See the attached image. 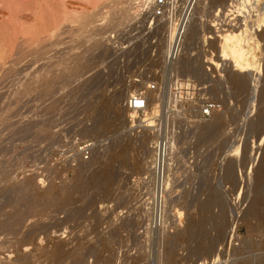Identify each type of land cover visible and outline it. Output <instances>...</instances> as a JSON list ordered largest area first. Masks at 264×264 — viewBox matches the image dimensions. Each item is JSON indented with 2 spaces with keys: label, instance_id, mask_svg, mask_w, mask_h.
<instances>
[{
  "label": "rangeland",
  "instance_id": "rangeland-1",
  "mask_svg": "<svg viewBox=\"0 0 264 264\" xmlns=\"http://www.w3.org/2000/svg\"><path fill=\"white\" fill-rule=\"evenodd\" d=\"M64 1L77 9L84 0ZM118 1L133 15L119 26L100 20L99 47L65 27L52 59H19L0 78L1 114L18 84L33 81L0 121V264H262L264 1L223 20L213 0H198L200 44L182 47L173 64L164 35L186 15L187 0H167L157 19L153 0ZM215 22L237 30L250 70L214 58ZM81 53L86 59L76 58ZM138 91L149 103V128L143 110L136 121L127 116V99ZM204 99L217 103L207 118ZM84 141L93 144L88 159L78 151ZM159 145L168 160L157 174L151 150Z\"/></svg>",
  "mask_w": 264,
  "mask_h": 264
},
{
  "label": "bare ground",
  "instance_id": "bare-ground-1",
  "mask_svg": "<svg viewBox=\"0 0 264 264\" xmlns=\"http://www.w3.org/2000/svg\"><path fill=\"white\" fill-rule=\"evenodd\" d=\"M211 1H210V3H211ZM262 1H264V0H262ZM196 2H198V0H187L186 1V3H188V7H187V9H184L185 11H183L184 13H186V15L185 16L181 15L180 20L175 24V28H173L172 25H171V27L169 26V29H167V32L164 35L165 43L170 45V42L172 41L173 37L178 33V31L182 27L183 32H182L181 38H180V40H181V48L183 47V49H187L188 46L190 44L194 43V42H197V44H200V37H199L200 36V32L202 33L204 31L205 25L199 23L200 18L198 19V15H195L196 12L192 11L194 5L196 4ZM250 2H251L250 0H222V2L217 1V3H216V0H213V4L211 5L210 8L212 9L213 12H215L214 14H217L216 17L220 13V15L222 14L223 16H225L224 17L225 19L223 18V20H226L227 16L229 17L230 14H232V15L234 14V13H231L233 11L232 9L236 10V7L238 9V6H240V5H243V6H240V7H243V8L249 7L250 6ZM255 2L257 4L258 1H255ZM66 4L67 3L64 0H0V78H3L4 76L6 78H8L10 76V73H12L14 68H16L14 66L16 64L17 65L19 64V59L20 60L21 59H52L51 55H50L51 51H53L54 48L58 45L62 34L66 33L67 29L65 30L64 29L65 27L66 28H70V30H71V27L73 29V26H75L77 28L76 30H72L74 32V33H72V35H73L72 37L77 36L75 38V40H77L79 38L80 39L82 38V39H84L86 41L91 40V41H93L95 47H99L100 46L99 45L100 44V40H101L100 38H101L102 34L104 33V31H102V29L99 28L98 22L100 20H105L106 21L108 19V21H106L108 25H110V26H119V25L123 24V22H126L124 20H127L128 17L130 18V17H132L131 15H133V14L130 13V12H132V11H130V7L125 2H122V1L120 2L118 0H116V1H112V0L111 1L110 0H108V1H105V0H84L83 3H80L76 7L77 9H68V6ZM253 4L251 5V7L254 6ZM191 5H192V8L190 7ZM167 6H168V2L166 0L164 14L162 15L163 17L166 15L165 11H166ZM186 6H185V8H186ZM151 7H152V3H151ZM189 7L191 9H189ZM251 7H250V9L248 8L250 10V12L253 11V10H251ZM259 7H261V5ZM104 8H106V11H103ZM107 8H108V10H107ZM207 8H206V10L210 9L209 7H207ZM254 8H255V6H254ZM118 9H119V13L117 12ZM152 9H153V7H152ZM254 10H256V9H254ZM243 11L245 12V10H243ZM237 12H239V11H237ZM242 12L240 11V13H242ZM187 13H188V15H187ZM247 13H249V12H247ZM209 14L211 15L212 13L209 12ZM242 15H244V14H242ZM251 15L253 16V14H251ZM162 16H161V18H162ZM259 16H258V18H259ZM219 17H221V16H219ZM219 17H217V18L219 19ZM152 18L153 19H155V18L157 19V18H160V17H154L153 16ZM238 18H239V15H238ZM187 19L189 20L188 21L189 22L188 25H187ZM242 19H243V17H242ZM223 20H221V21H223ZM237 20L238 19H236L235 21H237ZM240 20H241V18H240ZM243 20H246V19L244 18ZM249 21H248V24L250 23ZM225 22H228L227 24H229L228 20L225 21ZM231 22H232V20H231ZM242 22H244V21H242ZM242 22H241V24H242ZM208 23H210V22H208ZM219 24L220 23H218V25ZM237 24H235V25L237 26ZM248 24H247V21L244 23L245 28L243 29V31H241L243 36H245L246 33L249 31V30H247V27H248L247 25ZM218 25L216 23V25L213 26L216 33H215V35L213 34V36H212V39H214V40L211 39L213 41L212 42L213 45L215 44V49L213 48L214 49V56H215L214 58L219 59V61L217 60L218 62H220L221 60L224 61V63L225 62L227 63L228 61H231V62H233V65L235 67H239V68L242 67L243 70H245V71L246 70H250V66H252L253 63H251L249 61V57H248L249 56L248 55L249 52L247 51V49L245 50L242 46H240V42L237 41L238 37L236 38V35H235V31H237V30H235V31L231 30V31H234L232 33H231V31L228 32L231 29L230 28L231 26H229V29L228 30L226 29L227 32H226V30L221 31L219 29V27H221V26H218ZM233 25H234V23H233ZM258 25L260 27V24H258ZM67 26H70V27H67ZM212 26H209V27H212ZM259 27L257 28L258 30H259ZM251 28L253 30V27H251ZM206 29H207L206 32L207 31H210L211 33L214 32L213 28L206 27ZM241 30H242V28H241ZM67 32H70V31L67 30ZM254 32H256V34H257V31H254ZM258 35H260V32H259ZM247 36H248V34H247ZM253 36H255V35H253ZM210 37H211V35H210ZM242 37H240V38H242ZM261 37H263V36H261ZM205 38L208 39L207 36ZM205 38H203V39H205ZM258 38H259V36H258ZM250 39H252V38L250 37ZM84 40H81V41H84ZM211 40H210V42H211ZM241 45H242V41H241ZM94 49H96V48H94ZM204 51H207V50H203V52ZM210 51L205 52V56L209 55ZM211 54L213 55V52H211ZM84 55L81 53L80 55L77 54V57L74 56V55L73 56L76 57L77 59H86ZM210 59H212V57H210ZM207 61L209 62L208 59H207ZM217 61L216 60L215 61L212 60L213 63L218 65L219 63H217ZM238 70L241 71L240 69H238ZM7 75H8V77H7ZM36 79H37L36 77L33 78L34 81ZM238 79H237V81H238ZM0 80H3V79H0ZM37 81H39V80H37ZM32 83H33V81H32ZM31 84L26 83V82L24 83V81L18 84V86L16 87V90L14 92V98L12 100V104L15 105V104L19 103L22 95L25 94V93L27 94L28 90H30ZM34 87H35V83H34ZM50 88H51L50 86H45L42 90H43V92H47L48 93V91H50ZM262 90L264 92V89H262ZM262 94L264 95V93H262ZM134 95H135V93H131L130 97H133ZM145 98H146V96H145ZM10 103H11V101H10ZM9 104H7V105L9 106ZM12 104L9 107H7L6 104L3 105L5 108L7 107L8 109L7 108L5 109L4 114L3 113L1 114V112H0V114H1L0 115V121L8 120L9 115H10V114L8 115L9 110L11 112L10 107L12 106V109H13V105ZM126 109H127V113H128L127 116H129V119L131 121L132 120L136 121L135 119H137V117H138V112L136 110H133V109H129V108H126ZM149 109H150L149 108V103L147 102L145 107L142 109L143 113H144V116H145V120H143L144 123H145L144 126L146 128L148 126L151 127L150 124H149L150 120L146 119V116H147V114L149 112ZM207 129H208V127L206 128V130ZM206 130L203 129V131H206ZM208 132H210L209 129H208ZM161 145L156 146L155 148L153 147L154 150L150 149L151 150V156H152V160H151L152 164L151 163L150 164L152 165L151 166L152 167V171L154 173H157V174L160 171V168H161L162 164H163L162 169L165 166V160H168V159H166V153H167L166 149L167 148H164V146H163L162 148H164V150H162ZM262 165H263V163H262ZM163 175H164V173H163ZM155 177H157V176H155ZM161 184L163 185L162 188L160 189L162 192L158 191V193L160 192V193H162V195H164L163 191H164V187H165L164 185L166 183L165 184L161 183ZM157 188H158V185H157ZM154 194H155V191H154ZM159 197H160V195H159ZM205 207H207V206H205ZM249 210H251V209H249ZM253 212L254 211H250L251 214L258 213V212H256V213H253ZM245 214H246V212H245ZM246 216H244V217H246ZM224 226H223V228H225ZM232 226H233V224H232ZM224 231H222V232H224ZM219 234H221V233L219 232ZM171 255H172V253L170 252L169 256L171 257ZM213 260H215V259H213ZM222 262L223 261H221V264H222ZM233 263L234 262H232V263L228 262V264H233Z\"/></svg>",
  "mask_w": 264,
  "mask_h": 264
},
{
  "label": "built area",
  "instance_id": "built-area-1",
  "mask_svg": "<svg viewBox=\"0 0 264 264\" xmlns=\"http://www.w3.org/2000/svg\"><path fill=\"white\" fill-rule=\"evenodd\" d=\"M166 5V0H153L152 2V7H153V16L154 17H161L164 14V9ZM167 12V11H165ZM183 30L182 27L178 31V33L173 37L172 41L170 42L167 54H166V61L170 64L175 63L177 59H179V56L181 54V34ZM189 84L187 85V89H192L188 88ZM150 88H154L155 85L152 83L149 86ZM205 86L198 88L197 90H202L204 91ZM194 92V91H193ZM192 92V93H193ZM147 103V100L145 98V94L143 91H138L135 92V95L133 97H129L127 99V106L129 109L136 110L138 113L142 112V109L145 107ZM217 103L209 100V99H204L202 103L200 104V115L202 118H207L211 115V113L216 109ZM93 144L90 141H84L81 142L78 145V151L80 156L83 159H88L91 155ZM196 264H215V260L213 259H204L201 261H198Z\"/></svg>",
  "mask_w": 264,
  "mask_h": 264
}]
</instances>
